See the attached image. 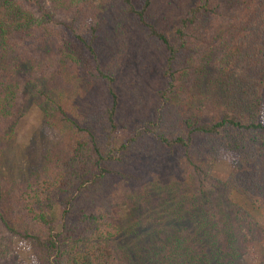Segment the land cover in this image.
Masks as SVG:
<instances>
[{"label": "trees", "instance_id": "16d2710c", "mask_svg": "<svg viewBox=\"0 0 264 264\" xmlns=\"http://www.w3.org/2000/svg\"><path fill=\"white\" fill-rule=\"evenodd\" d=\"M32 1L40 12L36 26L23 0H0V75L12 65L20 67L21 55L27 57L38 42L48 44L51 29L59 28L55 24L67 22V36L58 49L67 57L68 74L83 98L73 111L80 112L77 119L85 131L83 136L63 135L43 168L7 198L0 181V210L5 200L13 204L10 210L24 220L38 264H231L246 243L264 238V226L230 197L235 192L257 207L264 204V124L254 109L264 74V0H165L154 12L153 0H48V7L42 0ZM115 6L125 15L117 20L115 16L112 26L104 12ZM171 21L173 28L168 27ZM153 50L165 54L162 87L143 79L141 65L150 56L154 59ZM198 54L203 62L193 67ZM129 64H134L129 71L135 74L137 95L155 101L154 112L141 123L145 131L140 123L129 128L123 111L118 116L116 80ZM208 64L213 80L204 77ZM202 81L207 89L199 93L197 103L203 97L205 109L188 104L190 95L185 94L190 89L200 92ZM1 83L5 91L1 89L0 100L10 89ZM88 83L93 89L105 86L103 107ZM212 103L217 105L210 110ZM108 124L109 130L128 127L129 136L115 144L109 131L107 143H99L96 129L106 130ZM194 136L210 140L215 151H224L231 160L224 181L182 184L162 176L164 171L156 166L152 190L163 188L162 198L145 215L140 205L150 193L143 192L142 202L141 192L132 188L126 201L129 221L121 225L104 217L105 201L116 198L105 181L134 158L133 148L145 154L153 139L174 151ZM192 174L188 171L182 178ZM56 203L61 206L59 229L49 212ZM0 264H5L1 252ZM256 264H264V258Z\"/></svg>", "mask_w": 264, "mask_h": 264}, {"label": "rangeland", "instance_id": "374dc122", "mask_svg": "<svg viewBox=\"0 0 264 264\" xmlns=\"http://www.w3.org/2000/svg\"><path fill=\"white\" fill-rule=\"evenodd\" d=\"M23 1L29 8L30 13L35 16V20L31 18L32 21L34 20L33 25H38L36 15H39L40 12L36 7L37 5L32 0ZM94 1L99 2L100 0ZM164 2L165 0H153L151 4L152 12L156 11ZM211 2H214V0H211ZM42 3L47 7L49 6L48 0H42ZM104 15L112 18L107 22L113 26L114 24L111 21L115 19V16H117V20L125 14L118 12L115 6L109 7ZM52 16L55 15L52 14ZM166 22L167 20H164V23ZM55 25L59 28L51 29L54 34L48 44L42 46L38 42L37 46L33 45V49L27 53V57L20 56L18 62L20 67L17 64L12 65V69L0 75V91L1 89L5 91V86L1 82H5L10 86L6 95H1L0 100L2 104L0 105V111L4 110L1 113L2 117H0V181L5 189L6 198L13 193V188L15 189L18 184H25L29 178L34 176L35 171L43 168L48 161L51 148L58 144L63 135L66 137L68 133L78 136L85 134L82 126L83 122L77 119L80 112L73 111L74 104L81 105L83 98L79 99L76 91L78 85H76V81L71 74H68L67 70L70 71V64H68L67 57L63 56L58 49L59 41L67 36L66 27L68 24L66 22L65 24L56 23ZM173 26L174 21H171L168 27L173 28ZM152 54H154V59L150 56V59L141 65V70L145 75L143 79L152 80L158 87H162L164 78L161 73L165 66V54L154 50ZM200 61L203 62L202 54L194 57L192 66H200ZM125 66L121 69V74H118L116 80V91L121 98L118 116L123 111L124 117L129 120V128L133 127L134 123H140V130L145 131L142 124L154 112L155 101L153 102L150 97V100L146 102L145 98H142L139 94L137 95L133 88L136 81L135 74L129 71L134 64ZM209 68H211L210 71ZM44 73L45 76H43ZM193 73L198 74L199 72L193 71ZM208 75L209 79L213 80L214 70L211 64L207 65L204 77ZM259 82V99L253 104L256 106L254 109L257 108V119L264 124V74L260 77ZM199 85H201L200 92L196 89H190L189 94L185 92V94L190 95L189 99L186 100L188 104L192 103L194 107L205 109L208 103L202 102L203 97H200V101L197 103V97L207 87L205 81H202ZM11 86L15 87L13 93L11 92ZM86 86L88 89H93L89 83ZM101 88L93 89V98L99 100V105L103 107L101 97L102 92L105 91V86L101 85ZM143 90L156 93L158 89ZM148 95L151 96V93H148ZM138 105L142 109H139ZM216 105L212 103L209 106L210 110ZM44 108L47 110H44ZM75 123L79 126H76ZM72 127L74 128L73 131H71ZM107 127L106 130L103 126H99V130L96 129L97 138L99 139L97 141L101 144L106 142L105 137L109 131H112L111 140L115 144L125 141L130 134L128 127H118L113 130H109V124ZM92 129H94V126H92ZM142 134L149 136L147 133ZM203 138L202 136H194L187 146L178 145L177 148H174V151L153 139H150L151 147L145 149V154L144 150L140 152L137 147L133 148L134 158L127 165L118 166L117 170L119 172L105 181L107 191L111 190L109 194L116 197L117 202L115 200L110 201V199L105 201L108 207L104 217L115 218L121 225H125L129 221L131 213L126 201L127 192L132 188L135 192H141L140 200L142 202L143 192L148 190V193H150L151 198L149 200L145 199L140 205V207H143L141 211L145 215L148 212V207L151 208L153 202L162 198L163 188L162 191L157 190V192L152 190L154 187L151 179L153 178L152 173L157 170L156 166L159 171H164L165 174L162 176L168 174L182 184H190L195 181L197 185L199 179L207 180L204 182L205 184L224 181L232 169L231 160L224 151H215L213 145L209 142L210 140ZM140 153L144 155H140ZM145 155L148 161H146ZM164 158L169 161L168 164L164 162ZM151 165L153 166L151 167ZM188 171L193 172L192 176L182 178V174L188 173ZM120 173L128 174L121 176ZM14 182L18 183L14 185ZM230 197L248 209L253 217L264 226V204L257 207L235 192H232ZM10 205L13 207V204L5 200L1 204L0 210L2 213V217H0V252L4 256V262L5 264H38L34 252V243L30 237L25 235V222L13 209L10 210ZM49 212L54 218L55 228L59 229L61 222L60 204L56 203ZM146 217L151 219V216L146 215L144 218ZM119 238L120 240L125 239L123 235H120ZM262 258H264V238L246 243L244 252L231 264H256Z\"/></svg>", "mask_w": 264, "mask_h": 264}]
</instances>
